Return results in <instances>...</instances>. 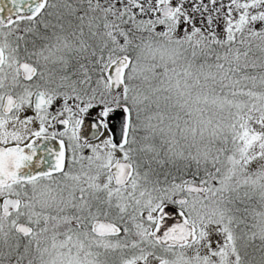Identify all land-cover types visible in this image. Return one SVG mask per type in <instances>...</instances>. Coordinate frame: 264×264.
Instances as JSON below:
<instances>
[{
	"label": "snow or ice",
	"instance_id": "1",
	"mask_svg": "<svg viewBox=\"0 0 264 264\" xmlns=\"http://www.w3.org/2000/svg\"><path fill=\"white\" fill-rule=\"evenodd\" d=\"M0 264H264V0H0Z\"/></svg>",
	"mask_w": 264,
	"mask_h": 264
}]
</instances>
